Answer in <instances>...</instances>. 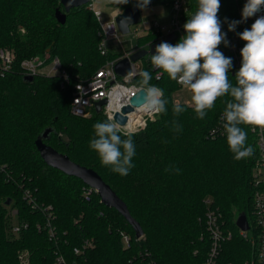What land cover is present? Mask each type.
<instances>
[{
    "label": "trees",
    "instance_id": "16d2710c",
    "mask_svg": "<svg viewBox=\"0 0 264 264\" xmlns=\"http://www.w3.org/2000/svg\"><path fill=\"white\" fill-rule=\"evenodd\" d=\"M220 2L222 24L225 18L227 23L240 20V1ZM107 3L111 11L135 5L134 0L127 5ZM187 7L184 21L196 11L197 0H187ZM57 8L65 12L60 0H0V49L16 54L13 70L0 78V264H21L19 254L24 251L28 264H58V256L67 264H201L208 248L203 224L206 199L232 225L240 215L252 222L253 168L259 157L255 135L249 126L240 125L253 152L234 159L221 121L231 97L218 98L204 119L183 103L185 111L177 116L174 94L182 87L167 74L156 80L149 59L142 70L152 75L151 85L163 90L167 111L143 131L131 133L136 154L127 176L102 166L89 141L93 125L108 118L103 112L74 116L73 88L120 54L102 55L99 24L89 4L72 9L65 25L57 23ZM160 36L151 27L138 37L136 46L145 47ZM219 50L230 57L224 44ZM45 56L47 62L60 60L68 83L63 85L60 76L45 73L32 82L24 81L21 61ZM233 72L234 64L229 79L235 85ZM140 80L138 76L131 83L139 85ZM174 121L182 126L181 131H174ZM47 129L52 132L44 143L96 171L140 223L142 238L137 239L127 220L101 203L99 195L80 179L45 164L35 142ZM213 129L222 132L212 137ZM8 200L16 211L12 219ZM13 223L21 227L17 234L11 230ZM50 228L55 232L52 238ZM122 232L131 238L129 249L124 247ZM85 241L91 246L84 255L75 254L74 248Z\"/></svg>",
    "mask_w": 264,
    "mask_h": 264
},
{
    "label": "clouds",
    "instance_id": "9594fccd",
    "mask_svg": "<svg viewBox=\"0 0 264 264\" xmlns=\"http://www.w3.org/2000/svg\"><path fill=\"white\" fill-rule=\"evenodd\" d=\"M116 5H127L130 0H113ZM151 0H134L135 7L146 11ZM220 0H197L196 11L183 24L184 35L179 42H161L151 54V64L160 74L186 87L191 92V106L199 119H204L218 98L230 96L223 110L221 121L229 150L234 159L252 155L253 149L246 145L247 133L240 125L264 129V0H246L241 20L228 22V30L235 31L238 24L257 17L250 28L238 33L244 41L240 50L241 66L235 73V85L229 79L233 68L231 57L224 55L219 46H229L227 33L222 31L218 16ZM122 14V8H117ZM130 19V18H129ZM227 22V18H225ZM134 75V73H129ZM139 91L144 93L143 107L153 113L167 111L164 92L151 85L152 75L141 71ZM79 87V86H78ZM185 108L177 102L173 113L179 115ZM174 131L182 126L173 122ZM121 124L109 117L93 125L94 136L89 147L95 151L102 166L121 176H127L134 167L136 147L131 134L121 132ZM169 169L166 168L165 171ZM179 173L180 169H176Z\"/></svg>",
    "mask_w": 264,
    "mask_h": 264
},
{
    "label": "built area",
    "instance_id": "2783aa9c",
    "mask_svg": "<svg viewBox=\"0 0 264 264\" xmlns=\"http://www.w3.org/2000/svg\"><path fill=\"white\" fill-rule=\"evenodd\" d=\"M237 1L242 3L241 7L243 8L246 0ZM172 5L173 19L170 28L165 30L158 26L156 22L153 23L151 27L161 34L157 41L170 34H175L177 38L171 43L175 44L181 36L185 34L183 24L186 21L183 20V16L187 14L189 10L187 7V0H173ZM241 7L240 15L242 13ZM89 8L92 9L99 24V34L102 37V43L100 45L102 55L108 54L107 44L109 42L123 48L124 44L121 42L122 39H120L121 33L115 21L120 12H118L117 9L112 10L109 19H104L101 11L94 8L92 0L89 3ZM259 15H264V10L257 14V16ZM256 18L257 17H252L246 22L240 23V26H237L235 31L228 30L227 22L222 24V31L227 33L226 38L229 41V46L226 47V51L233 60L234 76L241 66L242 58L240 50L244 46V41L239 38L238 33L242 32L245 28H250ZM149 28L145 29L143 33ZM151 44L152 43H149L145 47L132 46L129 49H123L118 53L120 55L117 58H113V60L106 62L100 69L98 68L91 78L77 81L73 88L72 114L77 117H89L97 111L96 103L106 100V104L102 106V112L107 118L111 117L114 120L115 114L121 113L122 108L129 105L131 99L139 92V85L131 82L143 71L142 69H144V62L147 56L137 62L131 63L130 72L134 73V75L120 77L115 71V65L122 59L129 58L132 54L140 50L148 49ZM150 57L151 56H149V58ZM15 61L16 54L12 49H0V78L5 77L13 70ZM147 61H149V59ZM151 67L154 69L153 71L156 72V80H160L163 76L160 74V70L155 69L152 64ZM20 68L24 77H35L39 73H45L48 77L60 76L63 80V85L70 81L57 57L50 62H47V56L43 58H28L21 61ZM137 108L140 110L136 114L132 115V113H135L134 111L126 114L128 121L126 127L121 128V132L131 134L143 131L147 127V122L157 115L147 111L143 105L134 108V110ZM250 130L255 135L256 146L259 152V157L253 168L252 186L254 194L252 222L247 220L249 229L245 231L239 228V233H237L232 229V223L223 218V214L213 205V201L211 199H206L205 205L207 208L205 217H203V224L208 237L206 239L208 248L204 258L205 260H203L201 264H264V129L259 127L253 129L250 127ZM220 131L222 132L220 129H213L210 135L215 137ZM26 197L31 200L29 193H26ZM14 214H16V212ZM50 217L51 216H49V218ZM11 230L13 233L17 234L21 230V227L13 223ZM49 233L51 238L54 237L55 232L52 228H50ZM121 238L124 247L128 249L131 248L130 243L132 242L130 236L122 232ZM200 238L203 240L205 234H202ZM90 246V242L85 241L82 247L74 248V253L77 255H84L86 248ZM194 254H199V250H195ZM140 256H143V254H140ZM19 259L21 264H28V252H21L19 254ZM57 263L67 264L62 256H58ZM149 264L155 263L150 262Z\"/></svg>",
    "mask_w": 264,
    "mask_h": 264
},
{
    "label": "water",
    "instance_id": "95a60500",
    "mask_svg": "<svg viewBox=\"0 0 264 264\" xmlns=\"http://www.w3.org/2000/svg\"><path fill=\"white\" fill-rule=\"evenodd\" d=\"M91 0H60L61 5L64 7L65 12H62L57 8L56 10V20L60 25H65L67 23V14L74 8H78L90 3ZM150 5V4H149ZM141 10L136 8L135 5L122 10L116 17V24L122 35H128L130 33V28L132 26L138 25L142 22ZM130 18V19H129ZM177 36L175 34H170L165 38H162L154 43H152L148 49L140 50L132 54L129 58H124L115 65V71L120 77H125L129 75L131 71V63L137 62L138 60L145 58L146 56H151L154 54L155 47L161 42L172 43L176 40ZM50 50H47L49 52ZM234 76V74H233ZM34 77L27 76L24 81L32 82ZM106 104V100L99 101L96 103V113L100 114L102 112V106ZM144 104V93L139 91L130 101V104L122 108L121 113H116L114 120L118 121L122 127H126L128 118L126 114L134 111V108L140 107ZM51 129H47L41 137H38L35 144L37 150L47 166L55 168L67 176L75 177L80 179L84 184L93 189L100 197L101 203H103L107 208H112L118 211L127 222L132 226L137 239L144 236L143 228L140 223L131 215L128 206L120 198L117 193L111 188L108 183H106L102 177L93 169L80 166L79 164L73 162L67 155H64L56 151L51 146L44 143V140L49 138ZM11 203L10 200L6 202V205ZM236 225L242 230H248L249 224L247 217L245 215H240L237 219Z\"/></svg>",
    "mask_w": 264,
    "mask_h": 264
},
{
    "label": "rangeland",
    "instance_id": "374dc122",
    "mask_svg": "<svg viewBox=\"0 0 264 264\" xmlns=\"http://www.w3.org/2000/svg\"><path fill=\"white\" fill-rule=\"evenodd\" d=\"M172 1L173 0H151V3L148 6L147 10L141 12L142 22L138 25L132 26L131 31L128 35L124 36L120 34V39H122L121 42L124 44V47L120 48L116 44L109 42L107 44V50L112 53H120L123 49H129L132 46H136L138 44V37L143 34L145 29L151 27L155 22L158 24V26L164 28L165 30H168L173 19ZM92 3L95 9L101 11L104 19H109L111 8L109 7L107 0H92ZM148 59H150L149 56L145 58V60ZM174 100L179 103L191 105V92L183 86L181 90L174 94ZM158 115L159 114L154 116L153 119L149 120L147 122V125L150 121L155 120ZM7 209H9V214L12 219V216L16 212L14 210L15 208H13L12 202L8 205ZM235 220L233 221L232 229L235 232L239 233V228L237 227Z\"/></svg>",
    "mask_w": 264,
    "mask_h": 264
},
{
    "label": "bare ground",
    "instance_id": "6f19581e",
    "mask_svg": "<svg viewBox=\"0 0 264 264\" xmlns=\"http://www.w3.org/2000/svg\"><path fill=\"white\" fill-rule=\"evenodd\" d=\"M139 110H140L139 108H137L136 110H134L135 113H132V115L136 114ZM132 115H130V116H132Z\"/></svg>",
    "mask_w": 264,
    "mask_h": 264
}]
</instances>
